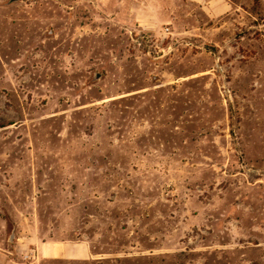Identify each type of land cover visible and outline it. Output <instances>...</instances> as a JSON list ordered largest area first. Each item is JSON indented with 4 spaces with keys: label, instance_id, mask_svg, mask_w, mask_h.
Returning <instances> with one entry per match:
<instances>
[{
    "label": "rangeland",
    "instance_id": "1",
    "mask_svg": "<svg viewBox=\"0 0 264 264\" xmlns=\"http://www.w3.org/2000/svg\"><path fill=\"white\" fill-rule=\"evenodd\" d=\"M0 264H264V0H0Z\"/></svg>",
    "mask_w": 264,
    "mask_h": 264
},
{
    "label": "crops",
    "instance_id": "2",
    "mask_svg": "<svg viewBox=\"0 0 264 264\" xmlns=\"http://www.w3.org/2000/svg\"><path fill=\"white\" fill-rule=\"evenodd\" d=\"M51 248L44 249L46 253H37L39 258H50L59 260H91L95 258V253L86 242H81L69 247L67 244L64 247H56L50 245Z\"/></svg>",
    "mask_w": 264,
    "mask_h": 264
}]
</instances>
